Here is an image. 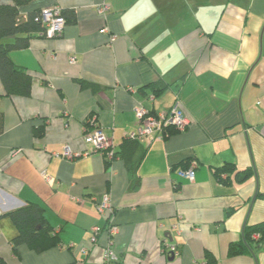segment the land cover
I'll use <instances>...</instances> for the list:
<instances>
[{
    "label": "crops",
    "instance_id": "1",
    "mask_svg": "<svg viewBox=\"0 0 264 264\" xmlns=\"http://www.w3.org/2000/svg\"><path fill=\"white\" fill-rule=\"evenodd\" d=\"M54 5L61 34L9 53L30 93L9 96L0 80V264H104L108 244L112 264H196L206 250L218 264H264V246L227 253L264 221V0H32L22 12ZM176 100L184 130L125 140L138 103L159 113ZM96 126L112 158L84 141ZM191 165L192 181L180 173ZM28 203L49 234L13 244L10 212Z\"/></svg>",
    "mask_w": 264,
    "mask_h": 264
},
{
    "label": "trees",
    "instance_id": "2",
    "mask_svg": "<svg viewBox=\"0 0 264 264\" xmlns=\"http://www.w3.org/2000/svg\"><path fill=\"white\" fill-rule=\"evenodd\" d=\"M32 0H0V80L3 84L5 92L9 96H26L30 93L32 79L25 69L16 65L9 53L12 50L22 49L28 46L29 39L32 36H40L44 30V25L40 20V9H32L22 12V7ZM62 15L64 11L62 10ZM174 131V128H168ZM2 131V113L0 112V132ZM132 144L135 139L126 138ZM124 143V142H123ZM124 149H121V151ZM120 152V151H119ZM118 151L114 150V155ZM225 168L216 169L215 173L225 171L223 169L234 170L232 164H226ZM131 175L135 174L132 164H129ZM18 229V234L13 239V244L22 241L28 244H35L41 237L42 233L49 234L48 226L45 225L42 208L37 204H26L16 210L10 212ZM52 236H55L52 235ZM264 240V221L246 225L243 230L242 239L229 243L227 253L229 256L238 255L250 250L252 246H263ZM36 245L35 248H39ZM196 264H218L217 257L211 251L204 252L203 260Z\"/></svg>",
    "mask_w": 264,
    "mask_h": 264
},
{
    "label": "built area",
    "instance_id": "3",
    "mask_svg": "<svg viewBox=\"0 0 264 264\" xmlns=\"http://www.w3.org/2000/svg\"><path fill=\"white\" fill-rule=\"evenodd\" d=\"M108 10L109 5L107 4H102L98 7V12L101 14L106 13ZM40 20L44 25V30L41 31L40 34L46 37L60 35L66 22L65 17L62 15V9L58 5L41 9ZM70 61L73 62L74 58L71 57ZM148 100L152 101L153 96L149 95ZM135 114L139 126L137 131L130 134V137L136 139L144 138L147 143H151L155 139H161L169 127L174 128L176 131H182L189 124V119L181 109L179 100H176L169 110L159 113H153L142 103H138L135 107ZM89 120H92L90 123L93 124L94 120ZM84 141L91 145L92 151H99L107 158H112L114 156V143L100 127L96 126L88 130L84 134ZM55 154L57 155V153ZM59 154L64 158H74L79 155V153L72 152L68 147H65ZM180 173L192 181L194 177V165L180 171ZM96 208L98 213L105 216L106 220L109 222L113 208L107 193L103 194ZM116 229L117 227L113 224L108 226L107 232L109 237L113 236ZM100 230L101 228L97 225L91 228L93 241H95V236ZM170 250L174 253L176 249L174 246H171ZM101 260L104 264H112L117 260V256L110 249V244L103 247Z\"/></svg>",
    "mask_w": 264,
    "mask_h": 264
}]
</instances>
